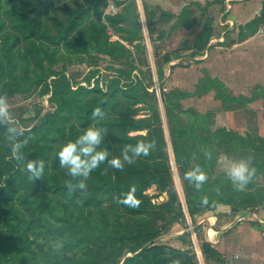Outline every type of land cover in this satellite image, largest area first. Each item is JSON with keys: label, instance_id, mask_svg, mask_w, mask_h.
Returning a JSON list of instances; mask_svg holds the SVG:
<instances>
[{"label": "trees", "instance_id": "trees-1", "mask_svg": "<svg viewBox=\"0 0 264 264\" xmlns=\"http://www.w3.org/2000/svg\"><path fill=\"white\" fill-rule=\"evenodd\" d=\"M110 2L124 7L122 12L107 15L105 10ZM142 6L147 17L148 4L145 0L142 1ZM163 12L159 22L173 18L171 14ZM190 14L192 15V12ZM191 17L187 16L182 21L188 29L196 25V20ZM125 24L132 29L124 27ZM154 25H158V22H148L149 34ZM4 28H9L13 34L5 32L0 40V82L9 78L16 83L23 77H30L32 64L42 66L36 51H33L30 57L27 51L22 52L19 45L23 40L33 46L35 42L32 39L39 40L40 49L46 55L49 54L50 46L56 48L62 45L69 53L76 55L97 53L113 60L131 57L132 52L127 46L119 41H112L109 33L112 29L118 34L125 33L126 36H123L122 40L136 49L145 51L146 48L141 43L142 24L136 0H0V33ZM210 36L207 29L196 36L199 44L195 46L197 53L192 58L202 53ZM17 56L20 57L24 68L21 75L16 74ZM52 73L58 76L54 80L53 88V97L58 100V110L43 118L40 127L25 132L21 137L22 140H27L22 149L24 156L27 159L39 158L44 161V176L31 180L23 167L25 161L13 158L10 150H5L0 155V264H63L64 257L51 256L45 252L42 245L39 246L44 254L40 258L31 244V237L45 242L56 240V237L66 238V229L52 223L51 219L43 214L38 202L39 193L58 199L65 198V202L59 200L55 204L56 207L72 206L79 213L88 210L89 214L96 209L104 228L102 236L94 234L90 240L96 248L95 253L86 254L91 258L102 256L103 250L114 249L120 241L123 243L124 239H118L116 236L128 231L125 234L127 239L144 238V242L132 251L131 257L124 259L123 264H198L196 254L191 248L181 250L158 243L161 229L146 217L151 211L174 210L173 203L177 201L178 196L172 186L170 164L160 167L157 163L149 162L143 154L132 159L131 163L123 160L122 149L129 144L147 142L151 144V149H165L166 141L160 125L156 97L143 86L121 87L120 78L117 77L109 81L106 91L97 85L93 91L79 88L78 91L72 92L65 75ZM47 77L38 75L37 85H47ZM158 77L160 80L164 78L161 70ZM206 82L202 84V88L213 87L217 98L224 105L241 102L229 98L226 89L218 81ZM189 95L181 90H173L170 93L161 91L162 102L169 117L170 140L179 176L184 179L188 172L198 168L206 177L199 188L189 178L188 182L183 183L185 204L191 220L195 222L197 215L210 212L218 204L229 205L234 212L264 205L263 188L259 187L253 192L243 189L251 190L257 185L254 179L264 171L263 165H250L254 172L242 189L237 188L226 174L217 172L221 156L232 157L241 155L246 148L257 151L262 148L255 145L250 137L246 139L226 130L213 131L215 114L211 111L204 114L196 110L186 113L190 116V124L181 125L178 116L173 114L174 109L179 108L177 103L187 99ZM149 100L155 102V105L150 106L152 116L137 119V110L134 107L148 103ZM97 107L102 109L103 117L92 115L93 109ZM90 125L105 129L104 142L99 147L108 151V157L91 171L84 179L85 187L80 188L77 180L60 165L57 152L60 145L75 139ZM153 129L157 138L154 140L142 135H130L133 132ZM41 130L42 138H37L35 134ZM5 132V126L0 124V136ZM33 137L35 139L31 140ZM113 157H119L123 167L116 168L109 164L108 160ZM191 183L193 186L190 187ZM152 185H158L160 190H167L170 202L153 205L150 198L144 194ZM128 194L139 201L137 206L120 202ZM106 200L120 202L128 215L140 220L138 228L127 229L129 223L123 226L119 221L117 228L120 230L116 232V236H110L111 223L105 208ZM179 211L180 218L187 221L181 203ZM49 212L52 218L56 217L52 210ZM203 253L208 258L218 256L208 243L203 245Z\"/></svg>", "mask_w": 264, "mask_h": 264}, {"label": "rangeland", "instance_id": "rangeland-1", "mask_svg": "<svg viewBox=\"0 0 264 264\" xmlns=\"http://www.w3.org/2000/svg\"><path fill=\"white\" fill-rule=\"evenodd\" d=\"M138 5V11L140 13V22L142 24V41L145 45V51L138 50L134 46L122 40L125 33L118 34L112 29L109 30L112 41H119L123 43L132 52V56L128 58H122L113 60L109 56L92 54H71L64 46L54 48L50 46L48 55L40 49V41L32 39L35 42V46L29 44L26 40H23L19 45L23 53L29 54L36 51L40 56V64L42 66H35L32 64L31 74L29 78L23 77L18 82H13L9 78L0 82V94H4L8 98L9 109L17 122L24 128V133L29 132L36 127L41 126V120L50 114H53L58 110V100L53 97L54 80L58 78L52 72L60 73L66 76V79L70 82V89L72 92L78 91L79 88H85L86 90L93 91L97 85L106 91L109 81L115 77L120 78L121 87L132 85L134 87H145L150 94L156 97L157 107L161 119V127L163 129L164 138L166 141L165 149L158 150L149 149V152L145 157L152 164L157 163L160 167L164 164H170V174L173 180L172 186L177 192L178 199L174 204V210L168 212L165 210L151 211L146 217L153 220L156 226L161 229V235L157 242L160 244H166L170 242V239H166L173 232H179L180 228L187 229L191 226L190 220L185 221L180 218L179 204L186 207L185 194L183 189V183L188 182L187 177L182 179L179 176L178 169L175 163L174 153L169 134V117L167 115L166 107L162 102L161 91L170 93L173 90L178 91L177 87H173L171 84L172 76L169 74V69L180 67L186 61L190 64V58L197 53L196 45L199 44L196 41V29L193 27V31L190 30L187 34H181L179 32V21L174 18L165 19L161 22L163 17V10L159 7L151 6L148 4L147 17L142 6L143 0H136ZM124 7H118L113 2H110L109 6L105 10L107 15H117L122 12ZM149 23H157L150 28L151 34L148 30ZM128 29H132L128 24L123 25ZM9 32L13 34L9 28H4L0 33V40L3 38V34ZM187 54V55H186ZM180 57H186L187 60L179 61ZM18 67L16 74L21 75L24 72V68L21 64L20 57L17 56ZM181 68V67H180ZM163 72L164 78L159 79L158 72ZM50 74V75H49ZM38 75L45 77L48 76L46 84L37 85ZM47 93H43L46 92ZM155 105L154 101L149 100L148 103L139 104L134 107L137 110L136 118H148L152 116L150 110L151 105ZM179 108L174 109L175 116L181 122V125L190 124V116L186 113H192L193 110L205 111L206 109L215 108V104L208 99H182L177 103ZM157 128V127H156ZM42 130L36 135L37 138H42ZM155 129L152 131L144 130L142 132H133L131 136L142 135L145 137H151L153 140L157 139L155 136ZM7 132L0 136V155L5 150H10L7 142ZM33 137L31 140H34ZM10 159V157L8 158ZM222 169L228 170V163H222ZM193 184H190V187ZM41 192V191H40ZM145 196L149 197L152 204L159 206L170 202V196L167 190H160L158 185H152L145 191ZM65 202V198H53L48 194L39 193L38 202L40 208L43 210V214L51 219V222L66 229V238L56 237L55 240L42 241L31 237L32 246L37 251L40 258H42V250L39 245H42L45 252L51 256L64 257L63 264H123L126 257L133 255L132 251L137 249L144 238H131L125 237L126 232L120 233V236H116V232L120 229L117 228L119 221L123 226L129 223V227L135 230L140 225L138 219L132 218L124 210V207L120 202L114 200H106L105 208L110 220V236H116V238H123V243H118L113 249L103 250L102 256L96 255V258H91L86 255L89 252L95 253L96 248L90 241L94 234L102 236L103 223L100 220L99 214L96 209L89 214L79 213L74 207L68 208L59 205L55 206L57 202ZM172 203V201H171ZM55 213V218L50 215L51 211ZM86 217H89L87 220ZM182 219V220H179ZM190 231V230H189ZM191 232V231H190ZM188 233V232H186ZM192 234V233H191ZM186 235V234H185ZM175 238V237H174ZM59 241L62 242V247L57 248ZM124 247V248H122ZM102 258V259H101ZM70 261V262H69ZM81 262V263H78Z\"/></svg>", "mask_w": 264, "mask_h": 264}, {"label": "crops", "instance_id": "crops-1", "mask_svg": "<svg viewBox=\"0 0 264 264\" xmlns=\"http://www.w3.org/2000/svg\"><path fill=\"white\" fill-rule=\"evenodd\" d=\"M151 6L171 14L179 20V32L187 34L193 27L183 25V19L196 20V36L208 30L211 36L206 48L190 64L169 69L171 84L190 94L187 99H208L215 108L198 111L215 114L212 130H226L240 137L251 138L262 150L246 148L241 155L221 156L218 174H226L236 160H246L249 165L264 166V0H145ZM192 12V15L190 14ZM187 55V54H186ZM181 57L179 61L187 60ZM208 80L221 83L227 96L240 103L224 105L216 90L202 88ZM201 86V87H200ZM254 182L255 191L264 189V171ZM191 226L180 228L166 239V245L176 249H192L198 264H264V205L254 209L234 212L229 205L218 204L210 212L197 215L193 222L184 207ZM191 232H190V231ZM188 232V233H186ZM192 233V234H191ZM186 234V235H185ZM175 237V238H174ZM210 244L218 253L208 258L203 245Z\"/></svg>", "mask_w": 264, "mask_h": 264}, {"label": "clouds", "instance_id": "clouds-1", "mask_svg": "<svg viewBox=\"0 0 264 264\" xmlns=\"http://www.w3.org/2000/svg\"><path fill=\"white\" fill-rule=\"evenodd\" d=\"M94 117H103L104 113L100 107L93 109ZM0 124L5 126L7 132V142L9 144L11 156L17 160H23L24 170L28 173L29 178H40L44 176L45 163L43 160L27 159L22 149L27 144V140H22L24 136V128L17 122L9 109L8 98L4 94H0ZM106 131L103 127L90 125L86 127L75 139L68 140L60 145L57 156L62 167L67 169L68 174L77 180L78 187L84 188V179L87 178L91 171L99 166L108 157V151L99 146L104 142ZM151 147L150 143L137 142L135 145H126L122 149L123 160L131 163L132 159L143 154L147 155ZM131 154V155H130ZM108 163L113 167L121 168L123 163L119 157H113L108 160ZM254 169L250 167L246 160H236L228 168L226 175L233 184L242 189L250 180ZM187 178L195 182L196 187L206 179L205 175L200 170L194 169L187 174ZM79 178V179H77ZM130 206H137L139 201L134 199L131 194H128L120 201ZM62 247V242L59 241L57 248Z\"/></svg>", "mask_w": 264, "mask_h": 264}, {"label": "built area", "instance_id": "built-area-1", "mask_svg": "<svg viewBox=\"0 0 264 264\" xmlns=\"http://www.w3.org/2000/svg\"><path fill=\"white\" fill-rule=\"evenodd\" d=\"M262 19H263V25H264V9H263V14H262Z\"/></svg>", "mask_w": 264, "mask_h": 264}]
</instances>
